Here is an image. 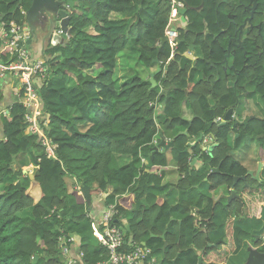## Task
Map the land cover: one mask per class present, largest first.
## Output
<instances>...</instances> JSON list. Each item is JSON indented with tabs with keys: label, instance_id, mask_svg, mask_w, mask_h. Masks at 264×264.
<instances>
[{
	"label": "trees",
	"instance_id": "16d2710c",
	"mask_svg": "<svg viewBox=\"0 0 264 264\" xmlns=\"http://www.w3.org/2000/svg\"><path fill=\"white\" fill-rule=\"evenodd\" d=\"M182 1L187 8V20L184 23L178 19L175 25L181 41H177V50L173 52L169 42H162L169 25L171 0H80L91 15L74 17L64 43L44 50L48 72L36 90L45 114L38 124L53 155H49L50 146L42 145V133L25 132L27 111L21 102L24 88L18 98L14 92L10 100L6 94L8 90L13 95L12 89H2L7 80L1 83L0 79V111L9 110V114L0 115V264L107 261L109 252L105 246L92 248L85 241L94 231L91 206L77 194L83 182L91 187L93 199L103 198L106 206L117 204L118 222L129 212L133 214L126 224L129 229L126 227L125 250L143 246V238L149 235L145 243L152 255L159 251L165 255L166 263L172 264L168 259L175 258L182 249L176 264H195L197 256L188 249L191 244L202 249L214 238L225 241L228 209L219 207L209 236L201 232L193 237L197 229L190 206L197 202L203 213L211 208V198L194 190L196 185L207 183L205 179L213 168L220 167V171L209 176L210 189L233 174L246 171L230 155V150L239 149L245 137H258L264 150V119L260 120V129L233 121L225 125L220 122L237 104V97L248 91V86L253 90L247 97H258V105L264 108V60L257 69L245 68L238 59L242 57L239 51L235 60L237 73L234 70L226 74L222 66L226 37L221 29L232 24L229 13L234 14L238 23L246 10L224 0ZM17 3L18 0H0V14H7L3 22L22 23L25 19L20 9L8 13ZM31 4L32 0H24L21 6L28 10ZM112 12L124 17L113 18ZM4 40L0 37V49ZM190 45L195 47L192 51L197 56L195 60L188 58L189 63L183 67L181 61L187 58L184 53L190 51ZM27 47L30 62H36L40 57L30 44ZM128 49V59H135L138 54L143 70L151 73L155 65L161 68L154 76L156 87L152 86L150 74L146 78L135 75L117 87V57ZM0 58L4 64L12 61L6 51H0ZM198 73L201 78L195 81ZM13 74L10 70L9 77ZM184 102L193 112L192 121L182 116ZM160 114L164 119L158 123ZM176 128L187 130L188 134H179V130L174 138L168 137L174 140L172 157L179 177L165 183L167 151L160 149L152 159L151 154L160 133L167 139L164 130ZM201 133L211 135L217 146L211 154L202 156L204 167L195 170L189 159L201 152V143L188 151L186 148ZM232 138L236 141L234 146ZM29 149L33 150V166H38L37 184L30 187L27 181H32L24 173L27 167L21 164L23 159L19 164L15 160ZM119 157L128 161L119 165ZM31 187L36 189L37 199L29 190ZM171 189L180 193L177 204L172 205L162 196ZM104 194L108 195L104 198ZM206 198L209 202L204 205ZM175 208L182 213L181 224L176 218L171 220ZM24 211L30 214L25 216ZM72 233L78 236L73 239ZM165 241L168 245L162 251ZM64 243L69 247L71 263L63 254ZM212 251L206 248L204 262L224 264V257L218 258ZM145 264L157 263L151 256Z\"/></svg>",
	"mask_w": 264,
	"mask_h": 264
},
{
	"label": "flooded vegetation",
	"instance_id": "af4514ba",
	"mask_svg": "<svg viewBox=\"0 0 264 264\" xmlns=\"http://www.w3.org/2000/svg\"><path fill=\"white\" fill-rule=\"evenodd\" d=\"M254 1L255 0H234L233 5H242L247 13L243 20L238 23L234 14L230 13L233 15V17L229 16L233 25L230 24L228 27L221 29V34L226 37V47L224 48L226 52L224 54V59L227 53L230 52L227 64L223 62L224 60H222V66L225 73L228 75L234 70V73H237L235 60L238 54H240L239 51H242V57H239L238 59L242 62L243 67L245 68L253 67L254 69H257L260 65V61L264 60V43L261 45L259 42L264 41V0H257L256 4ZM56 2L58 3L56 11L63 13L61 14V17L46 13V15L39 14L38 16L33 17L36 21H33L32 19L33 26H35L34 24L36 23L45 24L46 21L48 22L44 29L36 28L32 31L34 35L38 31L41 34L40 38L43 42L53 39L54 35L60 34L61 37H58L59 39L62 37H68L71 32V23L73 18L81 17L83 15V13H78V8L82 7L80 0H56ZM17 4H19V1ZM251 14L252 17L249 20L248 18ZM246 21L247 23L244 25ZM241 25L242 29L240 28ZM230 39V49H228ZM252 90L253 87L248 86V91L242 93L240 96L246 98L248 93ZM250 98H253V96L249 97V99ZM240 99L241 98L238 96L237 105L240 103ZM255 116L257 117L256 119H264L260 116ZM232 121L236 124L243 123V121L239 120L236 116H234ZM261 135L262 134H260V136ZM235 143V139L232 138V146H234ZM262 151L264 152L260 144L257 158H255V167H250L247 166L245 162L235 158L236 150H230V155L235 160H238L244 166L246 171L242 174H233V177H228V180L219 183V186L214 189L209 188V193H200L208 195V197L211 198V208H209L205 213L202 212V209L197 202L192 204V206H199V214L203 219L200 226L208 230V232H203L206 234L212 232L211 227L213 225L211 224L218 213L219 207H226L228 209V218L225 221V241L223 242L215 239L214 241H210L212 245L209 246L218 258L224 257V264H245L250 258L252 264H262V260L264 258V155ZM189 165L192 167L191 163H189ZM219 171L211 174H217ZM250 171H252V173H250ZM210 175L207 176L208 179L210 178ZM236 176L241 178L236 180ZM197 186H195V188H197ZM206 199L207 203L204 205H207L209 202V199ZM190 216L192 215L190 214ZM178 220H181V222H179L181 224L183 217ZM193 224L197 229L196 232H193V237H197L198 233H201L202 231L195 225L194 217ZM205 247L208 248V246ZM206 248L201 254L203 261ZM188 249L191 250L190 246ZM182 252L183 250L180 249L177 252L176 257L173 259L169 258L168 261H171L172 263L173 260H177ZM165 258V255H163L164 260ZM198 262L199 257L197 256V262L195 264H198Z\"/></svg>",
	"mask_w": 264,
	"mask_h": 264
},
{
	"label": "built area",
	"instance_id": "2783aa9c",
	"mask_svg": "<svg viewBox=\"0 0 264 264\" xmlns=\"http://www.w3.org/2000/svg\"><path fill=\"white\" fill-rule=\"evenodd\" d=\"M182 7H184L182 0H171V15L169 25L165 30V36L173 52L178 47V31L174 22L180 19L179 9ZM21 13L25 15L26 11L22 10ZM0 37L5 39L0 51H6L12 58V61L8 64H4L0 58V79L8 76L11 70L22 81L25 92L21 102L27 109L25 114L28 123L27 130L30 133H42L40 141L44 146H50L49 155H53L50 142L44 137V133L38 124V121L44 116V112L36 90L47 75V64L42 59H38L34 63L30 62L27 43L31 38V33L25 31L23 22L18 23L15 20L10 22L0 21ZM19 93L16 94L19 95ZM5 113L8 114V112ZM209 140L211 138L205 142ZM118 213L117 204L113 203L105 206L100 217L90 214L94 234L99 244L105 246L109 252L108 260L99 264H145L146 258L151 257L152 254L150 248L143 243V246L138 245L131 250L124 249L128 236L125 225L116 222ZM62 251L64 256H70L69 247L65 243ZM67 259L71 263V257Z\"/></svg>",
	"mask_w": 264,
	"mask_h": 264
},
{
	"label": "rangeland",
	"instance_id": "374dc122",
	"mask_svg": "<svg viewBox=\"0 0 264 264\" xmlns=\"http://www.w3.org/2000/svg\"><path fill=\"white\" fill-rule=\"evenodd\" d=\"M78 13L79 14L83 13V15L85 14L86 16L91 15L90 11L88 9L83 8V7L78 8ZM177 21L175 22V25H176ZM47 24H48L47 21H46L45 24L36 23V24H34L35 26H33V28L34 29H36V28L37 29L38 28L44 29V27ZM26 26H28V25L26 24ZM25 31L26 32L29 31L28 28L25 27ZM47 46H49V43L47 44ZM123 59L128 60V62L126 61V63H123V65H121V63H119L118 59H117V64H119V67L117 66L118 69H117L116 73L118 71H120L121 73L124 72L123 74H125V73H127V70H129V68H130V74L132 76H135V75H138V74L143 76V77H145V78L148 76L147 75L148 71L143 70L144 67L139 65L140 62L138 60V54H136L135 59L132 58V56H130L129 59H127L126 57H123ZM183 62L184 63L188 62V59L183 57L181 63L183 64ZM129 65H131L132 68L129 67ZM123 67H124L125 71L123 70ZM156 67H157V65H155L152 68L153 71H154V68H156ZM9 84L13 87L14 92H16V93L20 92V90L22 88V85H23L22 81L14 74L12 75V77H10ZM239 97L241 98L240 99V103L238 104V106H237V108L235 110V114H234L239 120L243 121V123H244L245 120L247 118H249L250 116H252V115H257V116H260V117L264 118V108H262L261 105L260 106L258 105V102H257V100L259 101L258 97L253 96V98H250V99L248 97L243 98L240 95H239ZM245 99H247V100H245ZM250 104L254 105V107L256 106L258 109L256 107H255V109H253ZM72 113L74 114L73 111L71 112V114ZM251 113H253V114H251ZM249 122L250 123H248V124H250V126H254L255 128H259V129L261 128V121L259 119L253 118V119H250ZM83 129H85V128H83ZM179 130H180L179 128H176L173 131L164 130L165 131V136L167 138L168 137L174 138L173 136H174L175 132H177ZM26 131H28V130H26ZM259 147H260V143H259L258 137L248 135L243 140L242 145L239 147L240 149L237 148V150L235 152V158L240 159L241 161L245 162L247 166L255 167V164H256L255 158H257ZM32 153H33V150L29 149L26 152L19 154L15 158L16 163L19 164L20 159H23V161H21L22 162L21 164L27 167L25 170H30L31 167L33 166ZM122 161L123 160H118L119 165L125 164V163H122ZM167 168H169V170H167V172L165 174V177L167 175H171L173 178L178 179L179 173H178V171L175 168L174 162L170 163ZM27 183H28L29 187L32 185L30 181H27ZM29 190L32 193V195L37 199L38 196L36 195L37 194L36 193V189L31 187ZM79 193H80V191H79ZM79 193H77V194L79 196H81L80 199H83L81 193L80 194ZM137 207H135V208H137ZM27 212L28 211H26V212L24 211L23 215L26 216V215L30 214V212H28V213ZM132 216H133V214L131 212H129L122 219L123 225L128 224V222L130 221ZM173 217L176 218V219H179V218L182 217V213H181L180 209L175 208L173 210ZM143 239L144 240L142 242H146V240H149V235L145 236ZM215 239L216 238H214V240ZM85 241L89 242L92 248L99 245V241L96 238V235L94 233H92V235L89 236L88 238H85ZM65 258L67 259V258H69V256L67 255V256H65ZM152 258L157 264H161V263L165 264L166 263V261L163 259L162 253L159 252V251L153 252ZM71 262H73L72 259H71ZM166 264H169V263H166Z\"/></svg>",
	"mask_w": 264,
	"mask_h": 264
},
{
	"label": "water",
	"instance_id": "95a60500",
	"mask_svg": "<svg viewBox=\"0 0 264 264\" xmlns=\"http://www.w3.org/2000/svg\"><path fill=\"white\" fill-rule=\"evenodd\" d=\"M18 1H19V4H17V5L14 7V9L11 10L10 12H8V13L14 14V13L19 9V7L21 6V2H23V0H18ZM224 1H225V2H230L232 5H233V3H234V0H224ZM254 2H255V4H256V3H257V0H255ZM57 5H58V3L56 2V0H32V4H31V6L29 7L28 10H26L25 19L23 20V23L27 24L30 28H31V27L33 28L32 19H33V17H36V16H38L39 14H45V15H46V13H50V14L58 15V16L61 17V14H63V13H62V12L59 13V12L56 11V9H57ZM60 5H61V4H60ZM202 6H203V3L199 6V8L202 7ZM179 12H180V14H181V17H180L181 22L186 23V20H187V18H186L187 8L184 6V7H182V8L179 9ZM64 13H65V12H64ZM6 15H7L6 13L1 14L0 19H4V17H5ZM65 15H66V13H65ZM229 16H232V17H233V15L230 14V13H229ZM251 17H252V14L249 16L248 19L250 20ZM34 20H35V19H33V21H34ZM35 21H36V20H35ZM64 21H65V20H64ZM64 21H63V22H64ZM246 23H247V21L244 23V25H246ZM240 28L242 29V25L240 26ZM58 37H61V36H60V35H54L53 39H51V40L49 39V40H46V41L43 42L44 45H43L42 54H43V59L45 60V63L47 62V59H46V56H45L44 50L46 49L47 44H48V43H52V44H62V43H64V41L66 40V39L63 38V37L60 38V39H59ZM177 41H178V43H179L181 40H180V41L177 40ZM182 41H185V40H182ZM230 41H231V39L229 40V47H228V49H230ZM162 42H168V39H167L166 36L163 37ZM194 48H195V47H194L193 45H190V51H188V52H191L192 50H194ZM229 53H230V52H229ZM229 53H227V55L225 56V59H224V61H223V62L226 63V64H227V61H228ZM184 55H186L187 57H189L191 60H195V59H196V57H192V56H190V55L188 56L187 53H184ZM159 71H161V68H160V67L157 68V70H156L155 72L151 73V78H150V80H151V82H152V86H153V87H156V85H157V82L155 81L154 76H155V74H157ZM162 92H163V91L161 90V93H162ZM234 107H235V106L233 105L232 108H230V109L226 112V114L224 115L223 122H222L223 125L227 124L229 121H232V120L234 119ZM253 118H257V117H256L255 115H253V116L247 118V119L245 120V122H244V125L247 126L248 123H249V120H250V119H253ZM191 121H192V120H191ZM181 133H183V134H188V131L185 130L184 132H181ZM181 133H179V134H181ZM204 136H205V135H204L203 133H201V134L199 135V137L196 138V140H195L194 142H190V143H188V146H187V148H186V151H188L191 147L196 146L198 143H201L202 140H203V138H204ZM238 136H239V135L237 134L236 137H238ZM173 145H174V140H173V139H170V140H169V139H166V138L164 137L163 133H160V135H159V137H158V139H157V145H155L154 148H153L154 153L151 154V159L153 158L154 154H155L157 151H159L161 148H164L165 150H169ZM216 146H217L216 143L210 144V145L208 146V148H207L208 153L211 154V153H212V150H213ZM200 148H201L202 151L205 150V147L202 146V145H201ZM201 157H202V154H200L199 156H197L196 159H195V158L193 159V161H192L191 164H192V166H194V168H197V167H198V169H200V168L204 167V164H203V163H199L198 165H195V164H196V163H195L196 160L199 161V162L202 160ZM29 169H30V168H29ZM219 169H220L219 167H217V168H213V169L209 172V175H210L211 173H216V172H218ZM37 170H38V166H32L29 172H28L27 170H24V173H28V176H29L30 180L32 181V182H31L32 185H36V184H37V183H36V180H35V175H36ZM250 173H252V171H250ZM258 175H259V174H258ZM239 178H241V177H239V176H236V177H235L236 180L239 179ZM205 180L208 181V180H209L208 177H207ZM79 190H80V192H81V194H82V196H83L85 202H86L88 205L91 206L92 203H93V197H92V194H91V187H90L88 184H86V183L83 182V183H81V184L79 185ZM107 195H108V194H104V198H105ZM162 196L165 198V197H166V194H162ZM190 214L195 218V225H196L197 227H199L200 230H201L202 232H208V230H206L204 227H201V226H200V224H201V222L203 221V219L200 217V214H199V206H197V205L191 206V208H190ZM263 216H264V210H263ZM171 219L174 220L175 218L172 217ZM116 221H118V220H116ZM179 222H181V220H179ZM127 229H129V226H127ZM262 231H263V230H262ZM71 236H72V237H76V236H78V233H72ZM153 236H154V235H153ZM207 236H209V233H207ZM162 237H164V235H163ZM144 244H145V242H144ZM167 245H168V243L165 242V245L163 246L162 251H165ZM211 245H212V243H211L210 241L207 242V246H208V247L211 246ZM190 249L193 250V251L195 252V254L199 257V262H198V264H206V263L203 261V258H202V256H201V254L204 252L205 248L199 249V248H197L194 244H191V245H190ZM78 252H79V250H77V253H78ZM37 259H38V256L36 255V256H35V259H34V262H37ZM175 261H176V260H173V261H172V264H175ZM263 263H264V258H263V260H262V264H263ZM245 264H252V263H251V258H250V259L248 260V262L245 263Z\"/></svg>",
	"mask_w": 264,
	"mask_h": 264
},
{
	"label": "crops",
	"instance_id": "0c3cea01",
	"mask_svg": "<svg viewBox=\"0 0 264 264\" xmlns=\"http://www.w3.org/2000/svg\"><path fill=\"white\" fill-rule=\"evenodd\" d=\"M110 16L111 17H113V18H123L124 17V15L123 14H120V13H118V12H112L111 14H110ZM40 36H41V34L37 31L36 33H35V35L32 33V38H31V40H30V46L31 47H33V51H34V53L38 56V57H41L42 58V50H43V45H44V43H43V40H41V38H40ZM129 52H130V49H128L127 51H125V52H122V53H120L119 55H118V62L119 63H121V65H123V63H126V61L128 62V60H125V59H123V57H126L127 59H128V55H129ZM187 54H189L190 56H192V57H195V56H197L196 55V53L194 52V51H191V52H187ZM189 57H187V59H188ZM190 59V58H189ZM189 63V61L188 62H186V63H184L183 62V64H182V66L184 67L185 65H187ZM118 67H119V64H118ZM118 67H117V69H118ZM129 67H131L132 68V66L131 65H129ZM157 68H159V67H157ZM157 68H154V71H153V69H152V71H151V73H153V72H155L156 70H157ZM123 70L125 71V69H124V67H123ZM124 73V72H123ZM123 73H121L120 71H118L117 73H116V77H117V81H116V85H117V87L119 88L122 84H124V83H126L129 79H131L133 76L130 74V68H129V70H127V73H125V74H123ZM148 74H150V77H151V73H149V72H147ZM123 74V75H122ZM201 78V74L200 73H198L197 74V76H196V79H195V81H198L199 79ZM9 79H10V77H9V75L6 77V78H4L3 80L5 81V80H7L3 85H2V89H4L5 87H6V90L7 89H12L11 91L13 92V95H11L10 96V94H9V91L7 90V94H6V96H7V98L8 99H10V100H13V96L15 95L14 94V89H13V87L8 83V81H9ZM3 81V82H4ZM3 82H1V83H3ZM6 83H8V84H6ZM16 93V92H15ZM17 98V97H16ZM166 103V101H164V103L163 104H165ZM251 106H252V108L253 109H255V107H254V105H252V104H250ZM257 108V107H256ZM258 109V108H257ZM182 116H183V118H185V119H188V120H192L193 119V112H192V110L191 109H189L188 107H187V105H186V103L184 102L183 103V106H182ZM164 119V117H163V115L162 114H160V116H158V123H160L162 120ZM185 130H180L178 133H181V132H184ZM168 139V138H167ZM170 140V139H169ZM195 141V140H194ZM194 141H192V142H194ZM162 149V148H161ZM167 152H166V154L168 155V160H169V164L170 163H173L174 162V164H175V168H176V170H177V166H176V162H175V160L173 159V157H172V149L170 148L169 150H166ZM118 160H123L122 161V163H125V162H127L128 161V159L126 158V157H119L118 158ZM143 161L146 163L147 162V160L144 158L143 159ZM167 170H169V168H167L166 169V171H165V174H166V172H167ZM178 171V170H177ZM177 179L176 178H173L171 175H167L165 178H164V182L166 183V182H175ZM209 188H210V185H208V182L207 183H204V184H199L198 186H197V188H195V190H194V192H197V193H209L208 191H209ZM83 197V196H82ZM168 201H169V203H171L172 205L173 204H177V202H178V200H179V192L177 191V190H175V189H171L170 190V192H168V193H166V197H165ZM105 201H104V199L103 198H100V197H95L94 199H93V203H92V205H91V209H90V211H91V213L94 215V216H96V217H100L101 216V214H102V212L104 211V209H105ZM203 212V211H202ZM76 238V237H75ZM75 249H77L76 247H75ZM71 256H69V258H70Z\"/></svg>",
	"mask_w": 264,
	"mask_h": 264
},
{
	"label": "clouds",
	"instance_id": "9594fccd",
	"mask_svg": "<svg viewBox=\"0 0 264 264\" xmlns=\"http://www.w3.org/2000/svg\"><path fill=\"white\" fill-rule=\"evenodd\" d=\"M185 6V5H184ZM19 9H20V11L22 12V10H25L24 8H22V6H20L19 7ZM18 9V10H19ZM26 11V10H25ZM0 16H1V14H0ZM25 16V15H24ZM3 19H0V21H2ZM23 22V21H22ZM24 24V27H26V28H28V30H29V32L31 33V38H32V31H34V28H30L29 26H26V24L25 23H23ZM60 35V34H59ZM61 36V35H60ZM31 38H30V40H31ZM66 39V38H65ZM30 40L28 41V43H27V46L30 44ZM52 45H57V44H52V43H49V46H52ZM49 46H47V47H49ZM46 47V48H47ZM189 55V54H188ZM38 59H42L43 61H44V63H45V60L43 59V54H42V58L40 57V58H38ZM37 59V60H38ZM45 64H47V62L45 63ZM7 77V76H6ZM5 77V78H6ZM4 78H1V82H3L4 80H3ZM8 83H9V81H8ZM16 97L18 98V95H16ZM236 106H238L237 104L235 105V107ZM235 107H234V114H235ZM237 108V107H236ZM26 111H27V109H26ZM4 112H8V114H9V110H7V109H3V110H1L0 111V115H2V116H5V114H4ZM26 114V113H25ZM45 115V114H44ZM235 116V115H234ZM44 117V116H43ZM224 118V117H223ZM25 120H26V118H25ZM27 122V121H26ZM45 122V124H47L48 123V120H45L44 121ZM220 122L222 123L223 122V119H221L220 120ZM27 133H30V132H28V131H26ZM30 134H33V133H30ZM182 134V133H181ZM239 137V136H238ZM209 138H211V140H209V141H207V142H205L207 139H209ZM213 143H215V141H214V138L211 136V135H205L204 136V138H203V140H202V142H201V145L202 146H204L205 147V150H201V152L198 154V155H192L191 157H190V159H189V161H190V163H192V161H193V159L195 158L196 159V157L197 156H199L200 154H202V156L204 155V154H209L208 153V151H207V148H208V146L210 145V144H213ZM43 145V144H42ZM201 145H200V147H201ZM162 149H164V148H162ZM165 150V149H164ZM201 159L202 160H204V158H202L201 157ZM202 160L199 162V161H195V165H198L199 163H203L202 162ZM193 168H194V166H192ZM203 168V167H202ZM202 168H200V169H202ZM195 170H199L198 169V167L197 168H194ZM210 172V171H209ZM78 189H79V187H78ZM82 195V194H81ZM84 199V198H83ZM116 222H118V221H116ZM121 223H122V220H121ZM126 227H127V225H125V229H126ZM73 239H75V237L73 238ZM144 243V242H143ZM146 244V243H145ZM151 256H152V254H151Z\"/></svg>",
	"mask_w": 264,
	"mask_h": 264
}]
</instances>
